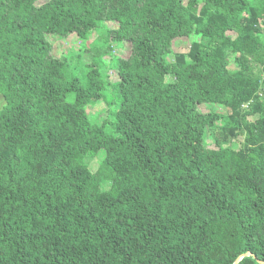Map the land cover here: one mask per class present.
<instances>
[{
    "label": "trees",
    "instance_id": "obj_1",
    "mask_svg": "<svg viewBox=\"0 0 264 264\" xmlns=\"http://www.w3.org/2000/svg\"><path fill=\"white\" fill-rule=\"evenodd\" d=\"M33 2L0 0V264H264V0Z\"/></svg>",
    "mask_w": 264,
    "mask_h": 264
},
{
    "label": "rangeland",
    "instance_id": "obj_2",
    "mask_svg": "<svg viewBox=\"0 0 264 264\" xmlns=\"http://www.w3.org/2000/svg\"><path fill=\"white\" fill-rule=\"evenodd\" d=\"M47 1L48 0H34L33 6L34 7L40 6ZM108 25L109 26L112 25L113 26L112 30H114V31L119 29V27H117V23L115 24V23L111 22V23H108ZM71 42H72L71 39H67V40H60V41L56 42L55 44L57 47L64 48V47L68 46V44H70ZM120 46H122V56L123 57H127V56L131 55V52L129 50V44L127 42L126 43L122 42L120 44ZM187 48H188V41H184V40L179 41V43L173 47V49L176 52H185L187 50ZM226 69H228V70L233 69V63L231 62L228 65H226ZM111 78L113 79V75L111 76ZM1 104H2V98L0 97V106H1ZM86 110H87V112H89L92 115L98 112V108H87ZM197 110L203 114L207 113L208 110H212V111L216 110V111L222 112V109L220 107H217L215 105H205V104L204 105L203 104L197 105ZM236 142H237V140H236ZM236 142L233 141L230 143L234 149L236 147H238V143H236ZM96 164H97L96 161H92V167L95 168Z\"/></svg>",
    "mask_w": 264,
    "mask_h": 264
},
{
    "label": "water",
    "instance_id": "obj_3",
    "mask_svg": "<svg viewBox=\"0 0 264 264\" xmlns=\"http://www.w3.org/2000/svg\"><path fill=\"white\" fill-rule=\"evenodd\" d=\"M244 255H248V253H246V254H244ZM244 255L238 257V258L234 261L233 264H237V262H238V261H239Z\"/></svg>",
    "mask_w": 264,
    "mask_h": 264
}]
</instances>
